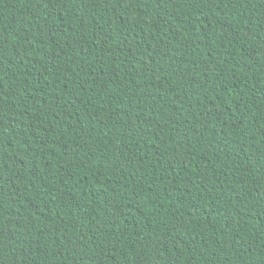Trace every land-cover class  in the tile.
I'll return each instance as SVG.
<instances>
[{"label": "trees", "instance_id": "16d2710c", "mask_svg": "<svg viewBox=\"0 0 264 264\" xmlns=\"http://www.w3.org/2000/svg\"><path fill=\"white\" fill-rule=\"evenodd\" d=\"M0 264H264V0H0Z\"/></svg>", "mask_w": 264, "mask_h": 264}]
</instances>
